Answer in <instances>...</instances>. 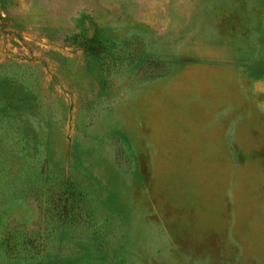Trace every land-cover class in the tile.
Segmentation results:
<instances>
[{"label": "rangeland", "instance_id": "374dc122", "mask_svg": "<svg viewBox=\"0 0 264 264\" xmlns=\"http://www.w3.org/2000/svg\"><path fill=\"white\" fill-rule=\"evenodd\" d=\"M6 230L0 264H264V0H0Z\"/></svg>", "mask_w": 264, "mask_h": 264}, {"label": "trees", "instance_id": "16d2710c", "mask_svg": "<svg viewBox=\"0 0 264 264\" xmlns=\"http://www.w3.org/2000/svg\"><path fill=\"white\" fill-rule=\"evenodd\" d=\"M64 191H66L68 194L71 193L70 190L63 189L62 192H64ZM66 199H67V197L65 196L63 198V202H64V204H63V206H64V208H63V215L65 217H67V216L70 217L73 203L69 200V202L67 204H65ZM9 237H10V231L9 230H6L3 233V236H2V238L0 240L1 247L3 248V250H5L7 252H11L12 249L14 248L13 244H10L9 243ZM22 240L24 241V239H22ZM32 248H33L32 244H30L28 247L23 246V248H22L23 249V253H26L27 252L29 257H33V255L30 252Z\"/></svg>", "mask_w": 264, "mask_h": 264}]
</instances>
